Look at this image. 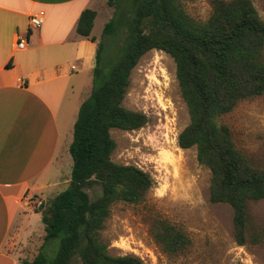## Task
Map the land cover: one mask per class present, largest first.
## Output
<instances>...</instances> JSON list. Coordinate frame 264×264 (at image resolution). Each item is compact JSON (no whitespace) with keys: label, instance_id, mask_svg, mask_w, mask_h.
<instances>
[{"label":"trees","instance_id":"obj_1","mask_svg":"<svg viewBox=\"0 0 264 264\" xmlns=\"http://www.w3.org/2000/svg\"><path fill=\"white\" fill-rule=\"evenodd\" d=\"M191 1L107 0L113 16L103 27L105 42L96 47L90 94L73 125L68 187L35 211L41 215L43 241L37 254L21 264H144L134 255H109L101 232L114 205L138 204L153 186L138 167L112 161L116 144L110 135L147 123L143 113L128 110L123 101L132 70L151 50L175 64L189 117L178 147L196 149L198 163L210 172L209 201L231 208L236 245L249 242L248 203L264 200V168L236 149L229 128L217 119L264 94V21L250 0H216L209 18L197 22L183 7ZM95 18V11L84 10L76 34L95 42ZM120 37L119 59L108 67L104 53ZM153 237L170 255L190 245L183 232L164 221L154 223ZM251 240L258 241L255 235Z\"/></svg>","mask_w":264,"mask_h":264},{"label":"rangeland","instance_id":"obj_2","mask_svg":"<svg viewBox=\"0 0 264 264\" xmlns=\"http://www.w3.org/2000/svg\"><path fill=\"white\" fill-rule=\"evenodd\" d=\"M214 1L194 0L184 2L183 7L192 19L205 22ZM250 2L264 21V0ZM90 8L97 12L91 32L97 47L105 42L102 30L113 16V9L107 6V0H96ZM122 40L120 37L107 47L104 56L108 67L119 59ZM94 66L95 57L92 70ZM90 79L91 89L92 72ZM87 92L86 97L90 94ZM123 106L143 113L147 123L135 131L111 130L116 144L111 159L116 164L133 165L146 172L153 186L140 203H119L111 208L101 232L108 254L134 255L144 264H264V200L248 203L249 242L245 246L236 245L231 208L209 201L210 172L198 163L195 148L178 147L177 137L188 125L189 117L180 97L175 64L167 54L151 50L140 58L131 72ZM217 123L229 128L237 150L255 166L264 168V94L241 101L233 111L218 118ZM60 166L61 178L46 194L51 192L56 196L68 187L66 169L72 167L68 152ZM51 196L35 195L29 202L37 211L47 205ZM30 215L40 247L44 236L41 217L37 212ZM158 220L171 224L189 238L190 245L184 252L170 255L155 242L153 225ZM254 235L256 243L251 240ZM27 244L15 241L8 247L25 255L28 248L34 250Z\"/></svg>","mask_w":264,"mask_h":264},{"label":"crops","instance_id":"obj_3","mask_svg":"<svg viewBox=\"0 0 264 264\" xmlns=\"http://www.w3.org/2000/svg\"><path fill=\"white\" fill-rule=\"evenodd\" d=\"M95 2L0 0V264H21L37 252L29 199L54 197L46 191L61 178L79 107L91 90L96 43L78 36L76 25ZM39 11L43 23L32 30L29 18ZM17 34L27 37L23 50L16 49ZM15 241L34 250L12 252Z\"/></svg>","mask_w":264,"mask_h":264},{"label":"built area","instance_id":"obj_4","mask_svg":"<svg viewBox=\"0 0 264 264\" xmlns=\"http://www.w3.org/2000/svg\"><path fill=\"white\" fill-rule=\"evenodd\" d=\"M43 12L39 11L36 14H33L29 18V27L32 30H38L43 23ZM27 47V37L26 35L17 34L16 35V49L23 50Z\"/></svg>","mask_w":264,"mask_h":264},{"label":"water","instance_id":"obj_5","mask_svg":"<svg viewBox=\"0 0 264 264\" xmlns=\"http://www.w3.org/2000/svg\"><path fill=\"white\" fill-rule=\"evenodd\" d=\"M42 207H43V205H42Z\"/></svg>","mask_w":264,"mask_h":264}]
</instances>
